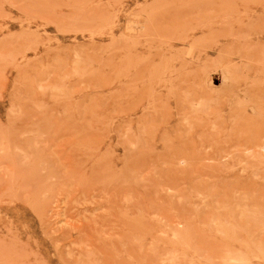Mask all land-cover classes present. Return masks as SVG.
I'll return each mask as SVG.
<instances>
[{
	"label": "rangeland",
	"instance_id": "1",
	"mask_svg": "<svg viewBox=\"0 0 264 264\" xmlns=\"http://www.w3.org/2000/svg\"><path fill=\"white\" fill-rule=\"evenodd\" d=\"M0 264H264V0H0Z\"/></svg>",
	"mask_w": 264,
	"mask_h": 264
}]
</instances>
